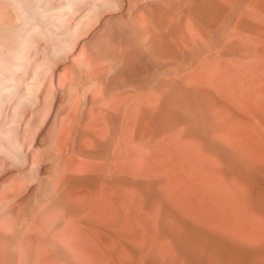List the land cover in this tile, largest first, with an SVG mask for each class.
Returning a JSON list of instances; mask_svg holds the SVG:
<instances>
[{
    "label": "bare ground",
    "instance_id": "6f19581e",
    "mask_svg": "<svg viewBox=\"0 0 264 264\" xmlns=\"http://www.w3.org/2000/svg\"><path fill=\"white\" fill-rule=\"evenodd\" d=\"M0 264H264V0H0Z\"/></svg>",
    "mask_w": 264,
    "mask_h": 264
}]
</instances>
